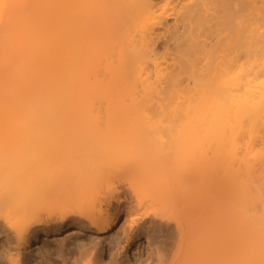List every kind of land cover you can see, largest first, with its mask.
Listing matches in <instances>:
<instances>
[{
	"label": "bare ground",
	"instance_id": "obj_1",
	"mask_svg": "<svg viewBox=\"0 0 264 264\" xmlns=\"http://www.w3.org/2000/svg\"><path fill=\"white\" fill-rule=\"evenodd\" d=\"M120 219L175 224L139 264H264V0H0L11 263L73 230L63 264H130Z\"/></svg>",
	"mask_w": 264,
	"mask_h": 264
},
{
	"label": "rangeland",
	"instance_id": "obj_2",
	"mask_svg": "<svg viewBox=\"0 0 264 264\" xmlns=\"http://www.w3.org/2000/svg\"><path fill=\"white\" fill-rule=\"evenodd\" d=\"M46 5L47 2H45V6ZM121 220L122 219H120L111 235L106 236V238H101L103 244H112L110 253L104 255L105 260H109L112 253L126 252V258H124L126 262L130 264H139V262L145 259L155 248L159 246L174 248L178 240L175 224L172 223L170 227L164 230L155 228L150 235L152 240L151 243L144 244V235L141 233L139 237H136L135 240L126 245V238H122L118 232ZM191 237L192 234L189 233L186 240L188 245L191 243ZM120 238L122 239L118 242ZM80 240H85L84 235L80 232H74L73 230H68L57 237H50L47 239L39 234L35 242H31V245L26 250L22 249L20 257L23 259V264H63V256L66 257L69 253L68 249L73 248V244ZM18 252L19 251L9 239V236L0 231V264H12L13 258L18 257ZM248 258V256L233 254L227 256L226 261L229 263H244Z\"/></svg>",
	"mask_w": 264,
	"mask_h": 264
}]
</instances>
